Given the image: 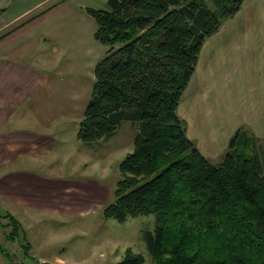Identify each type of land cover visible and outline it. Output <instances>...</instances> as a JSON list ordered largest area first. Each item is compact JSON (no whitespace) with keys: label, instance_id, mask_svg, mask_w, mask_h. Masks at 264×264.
<instances>
[{"label":"trees","instance_id":"1","mask_svg":"<svg viewBox=\"0 0 264 264\" xmlns=\"http://www.w3.org/2000/svg\"><path fill=\"white\" fill-rule=\"evenodd\" d=\"M243 1L107 0L108 9L85 7L106 51L94 67L77 137L91 146L123 121L136 125L103 216L123 222L154 214V233H142L154 264H264V167L256 150H247L249 141L255 149L253 134L238 129L212 163L177 112L204 41ZM3 217L17 234V219ZM143 262L127 248L112 264Z\"/></svg>","mask_w":264,"mask_h":264},{"label":"crops","instance_id":"2","mask_svg":"<svg viewBox=\"0 0 264 264\" xmlns=\"http://www.w3.org/2000/svg\"><path fill=\"white\" fill-rule=\"evenodd\" d=\"M59 5L60 3L56 2L34 14H30L32 9L30 7L20 11L12 19L0 18V147L2 148L12 145L8 140L11 137L17 141L13 146L23 149L38 146L40 141L35 138L41 136L49 138L53 144L59 139L56 137L59 131L57 117L79 115L71 111L73 103L87 100L90 96L91 80L93 81L94 77H90L88 72L89 60L85 70L86 78L75 77L76 68L73 62L66 61L63 64L57 62L56 44L44 46L49 39L54 42L57 40V34L50 30L48 21L58 10ZM80 12H86L85 7L81 8ZM88 15L86 20L89 21ZM243 16L249 21L252 19V28L257 26V22L263 21L264 25V0H244L240 10L233 17L225 20L216 33L206 38L195 71L178 105V114L185 121L187 136L212 163L221 161L229 148L231 138L238 129H245L244 126H247V130L249 129L253 134L257 133L258 137L264 138V114L263 124L259 123L260 120L253 114L250 116L251 108L255 103L254 95L250 91L257 90L258 86L247 79L248 75L255 79L259 76L255 71L256 65L264 79V62L260 60L254 63L257 55H253L255 58L253 61L251 55L242 47L241 36L236 38L232 32L235 23ZM91 24H89L90 34L94 37L96 27L91 28ZM249 28L247 26V29ZM83 30L84 28L79 29L82 35ZM87 35L89 36L88 30ZM234 37L236 41H233ZM97 49L95 47L94 50ZM232 50L234 59L236 56L238 59L233 66L227 63ZM220 53L222 58L216 62ZM236 67L240 73L238 79L241 80L238 88L246 92L247 97L238 95V100L242 97L238 101L239 106L235 105L233 111L227 112L225 108H220L222 116L219 117V107L210 99L211 92L219 77L218 73L224 71L226 75L230 69L235 71ZM245 83H247L246 88H243L242 85ZM67 109L69 111H64ZM234 109L240 110L235 112ZM228 118H232L233 121ZM26 133L29 135L28 143L25 140ZM18 141L22 143L19 144ZM61 143L66 144V141L61 138ZM52 146L54 147V144ZM36 162L35 157L22 155L0 157V264H7L9 257L13 260L21 258L23 264L48 263L46 256L36 257L35 249L40 252L45 246L41 245L39 248L32 244L26 232V222L32 223L29 227H35L43 222L42 216L63 218L59 225L61 234L58 235L56 229L57 235H54L57 238L53 237V240L62 242L67 235L71 236L72 231L69 228L72 221L68 222L67 218L75 213L71 209L68 210L72 206L68 199H73L75 190L88 193L89 191L86 190L97 186L90 184L89 181L84 185L71 182L67 184V178L52 176V173L42 171ZM81 211L82 209H79L76 214ZM7 213L15 217L19 223L17 234L10 233L12 226L10 227L11 224L4 220L8 218L3 217ZM49 226L54 228L55 222ZM54 257V263L50 264H66L65 259L68 256L56 253Z\"/></svg>","mask_w":264,"mask_h":264},{"label":"rangeland","instance_id":"3","mask_svg":"<svg viewBox=\"0 0 264 264\" xmlns=\"http://www.w3.org/2000/svg\"><path fill=\"white\" fill-rule=\"evenodd\" d=\"M56 2L60 3L59 8L49 19L48 24L50 25V30L57 34V40L54 42L49 39L44 46L51 43L56 44L58 48L56 53L57 62L60 64L66 61L69 63L73 62L72 64L76 68L75 77L86 78L85 70L88 67L87 62L89 60L88 72L90 77H94V67L97 61L105 54L106 46L94 39L93 35L90 34L89 24L92 23L91 28L95 29L96 23L86 12H80V9L84 7L108 9L107 0H0V18L12 19L20 11L30 7L32 8L30 14H34L41 9L52 6ZM86 15H88L90 23L86 20ZM261 22H257V26L252 28V19L249 21L243 16L239 22L235 23V27H233L235 29L232 31L236 38L241 36L242 47L244 51L251 55L250 57L253 58V61L255 60L253 55H257L254 63H258L260 60L264 62V25L263 21ZM247 26L248 28L250 26V28L247 29ZM82 28H84L83 35L79 32V29ZM87 30L89 31V36L87 35ZM235 37L233 41H236ZM95 47L98 49L94 50ZM228 52L229 50L226 55ZM92 55L94 56L91 57ZM220 58H222V53H220L216 62L221 60ZM236 58L234 59L232 50L227 63L229 62L233 66L238 61ZM255 71L256 74H259L257 79L250 77V75L247 76L248 81L250 79L258 86L257 90L250 91L255 99L250 116L253 114L260 120L259 123L263 124L264 79L259 73L258 65H256ZM239 75L237 67L235 71L230 69L229 72H226V75L224 71L218 73L219 77L211 92L210 99L219 107V117L222 116L220 115V108H225L226 112L233 111V106L238 105V101L243 96L247 97L246 92H242L238 88L241 82L238 79ZM92 82L91 80V86ZM246 84H243L242 87L246 88ZM238 95L242 96L239 100L237 99ZM87 100H78L79 102L73 103L71 111L79 115L70 117L59 115L57 117L59 131H57L56 137L59 139L53 143L54 147L51 140L45 136L35 138L40 141V144L36 147L23 149L22 147L13 146L17 141L11 139L12 137L8 138L12 143L10 147H0V157L15 155L35 157L36 165L40 166L42 171L52 173V176L67 178V184L71 182L84 185L89 181L90 184L97 185L93 189L86 190L89 191L88 193L75 190L72 196L73 199H68L71 201L68 202L72 205L68 210L75 211L73 215L67 218L68 222L72 221L71 228H69L72 231L71 236L67 235L62 242L53 240V237H56L55 235L61 234V226L59 225L63 218L42 216L41 221L43 222L35 227H29L32 223L26 222L28 238L34 246L36 245L39 248H41V245L45 246L40 252L35 249L37 252L36 257L39 258L40 255L46 256L48 258L46 262L48 263H54V255L58 253L62 256H68L65 259L66 264H112L119 261L123 257L125 250L130 248L133 252L142 254L144 257L143 264H154V260L142 238V233L145 230L154 233L156 224L154 214L129 217L123 222L103 216L104 207L115 200L114 192L117 182L121 179L119 164L125 155L132 150L136 125L131 121H123L112 137L100 140L91 146L85 144L77 137V127L82 118L83 113L81 112H83ZM223 102L225 107L222 106ZM234 110L238 112L240 109ZM233 114L235 113L233 112ZM228 120L233 121L232 118H228ZM229 125H231V122H229ZM243 128L247 130V126ZM247 133L253 134L249 129ZM20 135L22 138V134ZM258 136L257 133L256 135L253 134L255 149L253 143L249 141L247 150H250L252 154L256 150L264 167V138ZM28 138L29 135L26 133L25 140L27 143ZM61 138L66 141V144L61 143ZM18 143L20 144L22 141H18ZM79 209H82V211L81 213L78 212L79 214L77 215L76 212ZM4 220L8 222V219L4 218ZM54 222L55 226L51 228L49 225ZM19 260L22 261L21 258Z\"/></svg>","mask_w":264,"mask_h":264},{"label":"built area","instance_id":"4","mask_svg":"<svg viewBox=\"0 0 264 264\" xmlns=\"http://www.w3.org/2000/svg\"><path fill=\"white\" fill-rule=\"evenodd\" d=\"M14 264H23L20 260L14 259L13 260Z\"/></svg>","mask_w":264,"mask_h":264}]
</instances>
